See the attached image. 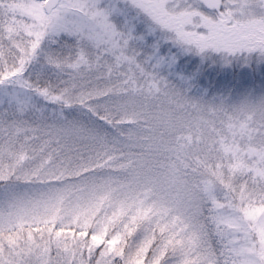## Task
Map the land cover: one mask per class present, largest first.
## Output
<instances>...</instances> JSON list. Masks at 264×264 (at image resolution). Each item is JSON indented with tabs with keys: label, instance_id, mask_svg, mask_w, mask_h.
Listing matches in <instances>:
<instances>
[{
	"label": "snow or ice",
	"instance_id": "1",
	"mask_svg": "<svg viewBox=\"0 0 264 264\" xmlns=\"http://www.w3.org/2000/svg\"><path fill=\"white\" fill-rule=\"evenodd\" d=\"M0 264H264V0H0Z\"/></svg>",
	"mask_w": 264,
	"mask_h": 264
}]
</instances>
